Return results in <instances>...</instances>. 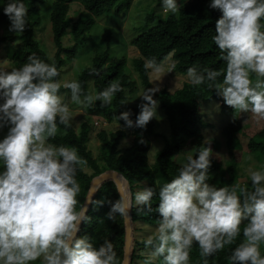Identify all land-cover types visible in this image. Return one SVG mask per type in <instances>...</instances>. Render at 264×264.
<instances>
[{"label":"clouds","instance_id":"clouds-1","mask_svg":"<svg viewBox=\"0 0 264 264\" xmlns=\"http://www.w3.org/2000/svg\"><path fill=\"white\" fill-rule=\"evenodd\" d=\"M160 6L173 15L180 10L177 0H160ZM208 8L221 13L212 40L225 67H189L188 81L207 84L235 111H250L264 119V0H209ZM2 11L10 21L9 32L25 30L23 0H7ZM144 68L164 70L155 58H146ZM58 76L54 62L35 55L11 71L0 68V128L7 127L0 138V264H121L111 240L96 247L91 237L77 235L80 224L90 219L87 205L78 207L77 200L81 192L77 173L86 161L75 148L56 146L50 140L56 137L58 125L67 129L73 119L59 94L61 87L69 90L71 102L85 108L97 101L101 107L110 106L123 89L119 82H111L98 93H86L79 81L61 83L55 79ZM158 91L144 89L135 120L129 109L115 117L117 122L123 121L125 128H146L157 114L159 102L153 97ZM210 152L204 146L194 157L188 156L158 194L151 187L136 192L137 213L154 210L160 217L155 233L144 241L151 248L144 264H153L156 258L160 264H189L194 243L203 264H208V257L241 235L228 264H264V166L249 168L251 187L238 195L236 187L208 182ZM91 196L90 202L102 203ZM154 196L158 197L155 209ZM132 206L129 196L120 195L110 202L105 218H127Z\"/></svg>","mask_w":264,"mask_h":264},{"label":"trees","instance_id":"trees-1","mask_svg":"<svg viewBox=\"0 0 264 264\" xmlns=\"http://www.w3.org/2000/svg\"><path fill=\"white\" fill-rule=\"evenodd\" d=\"M135 0H23L27 9L26 27L22 33L14 35L1 34L0 45L5 46V56L10 61L11 69L21 67L30 55H35L46 63H55L59 76L55 79L62 83V68L70 64L78 54L79 45L86 44L89 40L90 31L96 27L97 21L108 15H125L131 10L136 11L133 6ZM160 2V0H155ZM7 0H0V26L10 23L8 17L2 11L3 4ZM209 0H187L179 6V12L175 15L156 14L151 8L148 12L136 13L139 23L130 24L132 37L129 44L133 45L137 55L132 59L133 71L136 72L139 83L145 88L154 87L151 83L149 72L144 68L146 58H155L158 63L169 55L174 60V69L178 73H187L189 67L196 66L198 69H216L225 67L221 59L219 49L215 46L212 36L215 35V23L221 13L208 8ZM72 4L80 6L72 10ZM144 14V15H143ZM46 16L47 23L51 29V42L54 53L49 56L35 37V30ZM107 48L96 52L91 57L89 65L82 68L74 80L80 82L86 93L103 90L111 82H119L122 91L116 93L112 104L101 107L100 102L86 107L90 114L101 113L109 121H116V116L122 111L131 109L135 120V114L139 111L136 104H127V92L136 89L137 81L127 69L125 56H114L110 53L109 34H106ZM70 42L64 44L63 39ZM222 80V77L218 78ZM64 88L61 87L59 91ZM154 98L158 100L159 107L163 110L169 124L168 136L161 135L162 145L156 151L154 160L149 161V150L151 139L156 134V122L150 120L146 128H125L107 133L100 130L97 137L104 151L102 164L93 156L88 148L87 142L92 131V120L86 116L78 128L72 124L65 129L58 125L55 138L50 143L59 146L64 145L75 148L78 155L86 161L83 171L77 173V180L81 186L77 200L78 207L83 206L89 187L94 178L102 173L116 172L123 181L126 196L131 198L132 207L129 210L132 231H136L137 225L143 222L149 226H157L159 214L154 210L151 213H137L134 197L137 191L144 188H153L157 194L159 187L170 181L177 175L178 169L187 162L182 161L179 156L185 147L191 146L193 157L204 146L210 147V166L220 174L218 182L209 180L216 187H236L237 194L241 189H250L239 183V162L241 149L254 153L256 157L264 156V119L256 115H245L237 117V112L221 102V110L234 116L220 130L229 155L227 161L222 165L217 161L219 141L210 139L209 146L203 142V129L211 127L200 113L207 102L219 101L220 96L216 89L209 88L207 84L192 85L189 81L183 82L182 86L174 91L165 88L155 93ZM249 124L243 129V123ZM124 126L123 121H118ZM241 134L247 137V143L241 144L238 137ZM131 136L130 144L121 146V142ZM120 198L119 191L112 179L100 182L92 195L91 200L102 201L100 204L89 203L86 215L90 218L82 222L78 236L87 235L92 238L94 246L99 247L106 239L111 240L116 251L118 261H123L125 246V221L124 217L117 216L114 221L107 220L106 214L110 208V202ZM158 204V197H153V209ZM135 225V227H134ZM243 228V224L241 225ZM242 235L232 245H226L221 251L208 257V264H228L231 251L242 240ZM146 239H134L130 245L129 264H137L136 259H146L140 254L141 249L146 247ZM261 254L264 255V245H261ZM189 264H203L199 248L194 243L190 251Z\"/></svg>","mask_w":264,"mask_h":264},{"label":"rangeland","instance_id":"rangeland-1","mask_svg":"<svg viewBox=\"0 0 264 264\" xmlns=\"http://www.w3.org/2000/svg\"><path fill=\"white\" fill-rule=\"evenodd\" d=\"M187 0H177L178 6H180L182 3L186 2ZM133 6H136V11L133 13L131 10L125 15H108L100 20L97 21L96 27L93 28L90 31L89 40L86 42V44L79 45L78 48V54L76 55L75 59L70 63L66 64L62 68V83L72 81L75 79L76 75L82 70V68L89 65L91 57L96 52L104 51L107 48V41H106V34H109V51L114 56H125L126 57V64L127 69L132 73L133 78L137 81V86L134 91L127 92L126 90V97H127V104H139L141 102V98L138 97L139 94L146 89L141 83H139V79L137 78L136 72L133 71L132 67V59L135 57L138 53L133 45L129 44V39L132 37V33H130V24L132 23H139V16L136 15V13H143L148 12L151 8L154 9V12L156 14H162L163 16L168 14L163 11V9L160 6V2H157L155 0H135L133 2ZM80 6L77 4H72L71 9L77 10ZM143 14V15H144ZM8 25L6 26H0V35L2 34H8V35H14V33L8 31ZM35 37L38 39L40 44L44 47L47 54L49 56H52L54 53V47L51 42V29L50 25L47 23L46 16H43V21L39 27L35 30ZM64 44H68L70 41L67 40V38L63 39ZM164 66V70L161 72H150L149 76L151 83L154 87H157L160 89H167L169 91H174L178 88H180L183 84V82H188L187 74L178 73L175 71L174 67H171L174 65V60L169 55L167 58H165L162 63ZM11 63L5 56V46L4 44L0 45V68H4L5 70L11 71ZM171 70L169 71V69ZM59 94L63 95L64 102L68 103L70 111L72 112L73 119L71 121V124L78 128L80 123H82L86 116L90 117L92 120V131L89 134V139L87 142L88 148L92 151L93 156L99 161L100 164H102L103 154L104 151L101 148V143L97 137V132L100 130L106 131L107 133L116 131L118 129H124V126L119 124L116 121H109L107 118L104 117L101 113H88L86 111L85 107H82L80 105H77L70 100L69 90L63 89L62 91H59ZM154 98V97H153ZM155 99V98H154ZM221 100L207 102L202 107L200 113L204 116V120L211 125V127L205 128L202 130L204 133L203 142L205 145L209 146L210 139L215 138L219 141L220 145L218 148V156L217 161H219L222 165L225 164L227 161L229 155L227 153V149L224 143L223 136L220 133V130L223 126H225L228 122L233 120L234 116L231 114H228L221 110V102H224L223 99L220 97ZM237 112V117H240V115H245V112ZM250 115H255L252 112H246ZM156 122L157 128H156V134L151 139V148L149 150V161L154 160V156L156 151L161 147L162 145V136L165 135L168 136L169 133V124L168 120L163 112V110L160 109L158 106L157 108V114L153 118ZM249 124L247 122L243 123V129L248 128ZM7 133V127L0 128V138H2ZM238 137L241 141L242 145H245L247 143V137L238 134ZM132 137L128 136L121 142V146H126L130 144ZM193 156V150L191 146H187L184 149V152L182 153L179 158L182 161H185L188 156ZM264 166V156L263 157H256L254 153H249L245 149H241V159L239 162V183L244 186H251L250 180H249V168L252 169H261V167ZM209 175L210 179L214 182H218L220 178V174L217 170L213 168H209ZM135 227V225H134ZM155 226H149L144 224L143 222H140L137 225L136 231H132V241L134 239H147L149 236H152L155 233ZM150 249H141L140 254H142L145 257L149 256ZM144 259H136L137 264H144ZM33 264H40L39 261L33 262ZM153 264H160V258H156L153 260Z\"/></svg>","mask_w":264,"mask_h":264},{"label":"water","instance_id":"water-1","mask_svg":"<svg viewBox=\"0 0 264 264\" xmlns=\"http://www.w3.org/2000/svg\"><path fill=\"white\" fill-rule=\"evenodd\" d=\"M106 179H112L114 181L115 185L117 186L119 194L126 196L125 189L123 187V181L121 180V177L116 172L109 171V172L102 173L101 175H99L98 177L93 179V181L90 184L89 191H88V194L86 196V199H85L83 205H87V207H88V205L90 203L89 197L91 196V193H93L95 191V188L97 187V185L100 182H102ZM91 198H92V196H91ZM124 221H125V246H124V257H123L122 264H129L130 245L132 242V235H131L132 226H131V222H130V215H128L127 218H124Z\"/></svg>","mask_w":264,"mask_h":264}]
</instances>
